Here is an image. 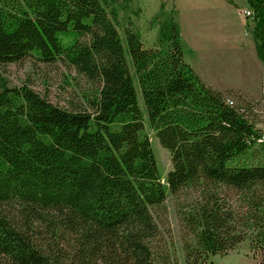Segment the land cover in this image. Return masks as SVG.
Instances as JSON below:
<instances>
[{
	"label": "trees",
	"instance_id": "trees-1",
	"mask_svg": "<svg viewBox=\"0 0 264 264\" xmlns=\"http://www.w3.org/2000/svg\"><path fill=\"white\" fill-rule=\"evenodd\" d=\"M246 1L264 70V0ZM106 7L0 0V69L60 64L89 85L60 106L0 73V264H179L168 196L183 264H211L246 240L264 264L259 103L197 75L174 21L144 48L131 28L121 39ZM145 119L170 156L164 179Z\"/></svg>",
	"mask_w": 264,
	"mask_h": 264
},
{
	"label": "rangeland",
	"instance_id": "rangeland-1",
	"mask_svg": "<svg viewBox=\"0 0 264 264\" xmlns=\"http://www.w3.org/2000/svg\"><path fill=\"white\" fill-rule=\"evenodd\" d=\"M108 12L116 14V26L121 39L123 30L138 32L144 48L155 47L160 38V24L174 21L183 48L184 61L202 74L204 81L212 79L234 84L257 93L263 83V67L255 55L254 25L243 10L249 9L246 0H101ZM165 45V44H164ZM166 51V45L160 48ZM254 57V58H253ZM130 74L137 87L133 67L126 55ZM10 86L26 84L52 103L68 106L81 99L89 85L73 70L57 65H43L31 59L10 64L0 69ZM206 78V79H205ZM207 82V81H206ZM261 95L251 102H258L256 127L264 133V83ZM143 109V108H142ZM144 111V109H143ZM145 113V112H144ZM145 132L151 143L157 166L164 179L171 169L169 153L155 137L145 119ZM244 160L250 161L247 157ZM168 222L173 237V252L183 264L179 226L175 217L174 201H165ZM211 264H259L253 259L246 240L225 255L209 258Z\"/></svg>",
	"mask_w": 264,
	"mask_h": 264
},
{
	"label": "crops",
	"instance_id": "crops-1",
	"mask_svg": "<svg viewBox=\"0 0 264 264\" xmlns=\"http://www.w3.org/2000/svg\"><path fill=\"white\" fill-rule=\"evenodd\" d=\"M245 10H249V9H245ZM255 55H256V53H255ZM189 66L194 70V72H196L197 75H199L202 78V74L199 73V72H197V70H195L194 66L193 67L191 65H189ZM263 79H264V70H263ZM205 82L208 85H210L211 87H213L214 89H217V90H220V91H224V90H227V89H231V90H234L235 92H238V93L242 94L248 100H255V99L259 98L260 95H261V90L260 89H261V87H262V85L264 83V80H263V83L261 84L260 89L258 90L257 93H252V92L248 91L246 88H243L242 86H239V85L225 84L223 81H214L211 78L209 80L206 79Z\"/></svg>",
	"mask_w": 264,
	"mask_h": 264
},
{
	"label": "built area",
	"instance_id": "built-area-1",
	"mask_svg": "<svg viewBox=\"0 0 264 264\" xmlns=\"http://www.w3.org/2000/svg\"><path fill=\"white\" fill-rule=\"evenodd\" d=\"M243 14L246 18H249L250 17V11L249 10H244L243 11ZM231 103V102H230ZM264 134V133H263Z\"/></svg>",
	"mask_w": 264,
	"mask_h": 264
}]
</instances>
